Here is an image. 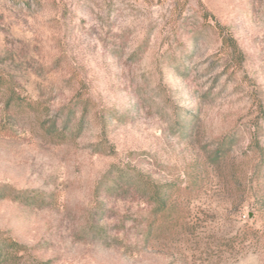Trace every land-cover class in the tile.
<instances>
[{
	"label": "rangeland",
	"instance_id": "rangeland-1",
	"mask_svg": "<svg viewBox=\"0 0 264 264\" xmlns=\"http://www.w3.org/2000/svg\"><path fill=\"white\" fill-rule=\"evenodd\" d=\"M4 264H264V0H0Z\"/></svg>",
	"mask_w": 264,
	"mask_h": 264
},
{
	"label": "trees",
	"instance_id": "trees-1",
	"mask_svg": "<svg viewBox=\"0 0 264 264\" xmlns=\"http://www.w3.org/2000/svg\"><path fill=\"white\" fill-rule=\"evenodd\" d=\"M19 251L16 243L8 242L0 247V264H4L7 260L12 258L11 252Z\"/></svg>",
	"mask_w": 264,
	"mask_h": 264
}]
</instances>
